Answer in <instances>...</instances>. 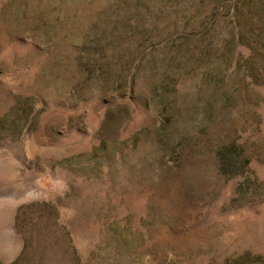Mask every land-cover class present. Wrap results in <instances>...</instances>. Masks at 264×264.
Here are the masks:
<instances>
[{
  "label": "rangeland",
  "instance_id": "obj_1",
  "mask_svg": "<svg viewBox=\"0 0 264 264\" xmlns=\"http://www.w3.org/2000/svg\"><path fill=\"white\" fill-rule=\"evenodd\" d=\"M0 264H264V0H0Z\"/></svg>",
  "mask_w": 264,
  "mask_h": 264
}]
</instances>
